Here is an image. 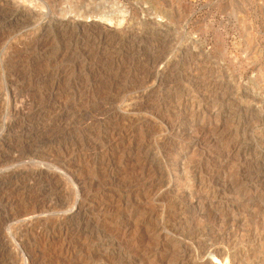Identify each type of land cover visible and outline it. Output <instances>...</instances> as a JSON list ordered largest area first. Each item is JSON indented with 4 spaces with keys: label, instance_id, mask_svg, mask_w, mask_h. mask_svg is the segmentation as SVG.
<instances>
[{
    "label": "rangeland",
    "instance_id": "374dc122",
    "mask_svg": "<svg viewBox=\"0 0 264 264\" xmlns=\"http://www.w3.org/2000/svg\"><path fill=\"white\" fill-rule=\"evenodd\" d=\"M214 255L264 264V0H0V264Z\"/></svg>",
    "mask_w": 264,
    "mask_h": 264
},
{
    "label": "bare ground",
    "instance_id": "6f19581e",
    "mask_svg": "<svg viewBox=\"0 0 264 264\" xmlns=\"http://www.w3.org/2000/svg\"><path fill=\"white\" fill-rule=\"evenodd\" d=\"M212 264H228V258L225 257V255L224 256H222V255H214V260L212 261Z\"/></svg>",
    "mask_w": 264,
    "mask_h": 264
}]
</instances>
